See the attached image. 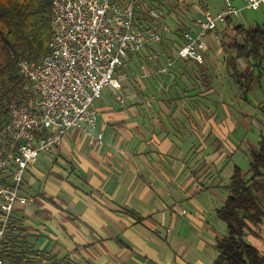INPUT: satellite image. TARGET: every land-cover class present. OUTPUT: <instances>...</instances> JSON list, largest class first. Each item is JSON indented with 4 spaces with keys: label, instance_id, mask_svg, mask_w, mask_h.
Wrapping results in <instances>:
<instances>
[{
    "label": "crops",
    "instance_id": "0c3cea01",
    "mask_svg": "<svg viewBox=\"0 0 264 264\" xmlns=\"http://www.w3.org/2000/svg\"><path fill=\"white\" fill-rule=\"evenodd\" d=\"M195 8L197 18L202 9ZM150 10L141 5V24L148 25ZM210 35L203 40V65L177 59L181 41L174 52H160L158 45L129 56L120 75L125 105L111 88L93 105L103 145L75 129L54 155L41 152L29 166L21 190L28 203L16 207L11 225L27 231V244L41 257L32 262L213 264L220 238L205 215L219 208L215 199L226 200L222 168L235 167L239 154L250 164V153L264 138V85L257 78L245 102L228 76L222 50L215 58L224 57L222 79L229 88L216 92L208 73L214 55L207 45ZM250 63L239 59V69L263 74ZM260 234L264 238V225ZM251 241L264 250L262 240Z\"/></svg>",
    "mask_w": 264,
    "mask_h": 264
},
{
    "label": "built area",
    "instance_id": "2783aa9c",
    "mask_svg": "<svg viewBox=\"0 0 264 264\" xmlns=\"http://www.w3.org/2000/svg\"><path fill=\"white\" fill-rule=\"evenodd\" d=\"M242 1L243 6L237 7L234 0H223L217 14L206 6L194 21L197 31H183L177 59L203 65V40L209 33L226 24L227 17L264 5V0ZM149 15L160 17L153 10ZM138 19L136 0H52L49 53L36 63H18L34 100L9 107V137L0 136V264H8L3 252L13 213L28 203L21 196L26 170L41 152L54 155L75 129L103 145L95 101L111 88L124 106L120 75L127 59L162 43L161 33Z\"/></svg>",
    "mask_w": 264,
    "mask_h": 264
},
{
    "label": "trees",
    "instance_id": "16d2710c",
    "mask_svg": "<svg viewBox=\"0 0 264 264\" xmlns=\"http://www.w3.org/2000/svg\"><path fill=\"white\" fill-rule=\"evenodd\" d=\"M51 17L52 0H0V136L5 139L9 137V107L34 100V95L26 90L28 82L20 74L18 63L21 60L36 63L49 53ZM231 22L232 18L227 17L228 26H232ZM232 27L236 39L230 44L221 43L228 51L224 63L228 76L247 102L255 80L263 74L256 77L252 72H242L238 60H255L258 63L254 68L259 67V60L264 58V26ZM249 163L247 173L234 167L225 189L226 200L217 210L228 233L217 240L213 264H264V250L251 241L255 238L264 243L260 234L264 225V138L258 150L250 153ZM16 232L11 225L3 257L8 264H35L29 256L38 252Z\"/></svg>",
    "mask_w": 264,
    "mask_h": 264
},
{
    "label": "rangeland",
    "instance_id": "374dc122",
    "mask_svg": "<svg viewBox=\"0 0 264 264\" xmlns=\"http://www.w3.org/2000/svg\"><path fill=\"white\" fill-rule=\"evenodd\" d=\"M164 1L165 0H136V6L138 8V18H139L140 23H141V5L142 6L144 5L145 9H148V10L152 9L153 11L160 14L159 19H157V20L153 19L152 21H151L152 18L150 19L147 16L148 25H150L151 27H154L155 25L159 24V27L163 28V30H161V35H162L163 41L160 44V46H158V49H157L160 52H164V51L174 52L173 51L174 50V44L175 45L178 44V41H181V44H179L178 46L177 45L175 46L176 51H177V47L183 46L184 41L182 38V36H183L182 32L185 29H188L191 24H194V21L196 19L194 17L195 14H193L194 11H196L195 6L197 8H201L202 11L206 8V6H209L210 11L212 13H216L215 10H218V6H220L219 3L221 2V0H168V1H171L174 4H176L175 8L169 7V9H168L166 7V5L163 6ZM238 1H239L238 3H236V1H235V5L237 7H242V5H243L242 1L241 0H238ZM141 3H143V4H141ZM162 8L165 9L164 12L162 11ZM144 15L146 16L147 14H144ZM231 18H232V22H231L232 26L243 25L246 28H252L255 26H264V5L259 10L243 11L238 16H233ZM182 24H184L185 27H187V28L184 29L183 27H181ZM221 25L218 27V29H220ZM181 28H183V29H181ZM212 34L213 35L209 36L207 45H208L209 52L214 53V55L212 54V56H211L212 59L209 60V71H208V73L211 74L210 80L216 84L215 90L217 92V91L221 90L222 86L224 88L228 87V83H226V81H224L222 79L223 74L226 76V73L224 71L225 69L223 66V61H222V59L224 57L220 58V59H218L217 57L215 58V54L217 51L221 52L223 50L225 53H227L228 51H226V49H225V47H223V45L218 43V40L222 39V40L226 41V44H230L236 38H235L234 28L231 26H227L225 31L224 30H219V31L217 30ZM168 37H170V39H168ZM173 37H175V38H173ZM182 42H183V44H182ZM243 61L247 62L248 63L247 65H251V63L249 64L250 61H246V60H243ZM252 63L256 64L258 62L253 60ZM150 67L152 69H155L157 67V65L154 66L152 64V65H150ZM191 67L187 66V68H191ZM244 68H246V67L243 66L242 69H244ZM256 69L260 70L263 73L261 83H262V85H264V58H261L259 60V67H256ZM189 79H190V82H191V79H194L193 73L190 75ZM231 92H233V90H231ZM234 161H235L234 163L236 164V166H238L244 172L249 170L250 167H249L248 161L244 158V156L242 154H239L236 158H234ZM233 168H234V166H232V164L229 163L227 167H223L222 170L219 172L220 177L223 180V183L225 186H227L229 184L230 176L232 175L231 172H232ZM222 191L225 192L224 188L222 189ZM224 194H226V193H224ZM215 200H216L215 205H217V207L219 206V208H221L224 205L222 200H218V199H215ZM218 202H220V203H218ZM218 209L215 210V214L212 213V216L209 217L208 215H205V217L207 218V220H209L210 224L214 226L215 231L218 232V234H219L218 237L221 238V237H224L227 235L228 230H227L226 224L222 220H220V218L217 216V210ZM185 211L190 213L191 207L190 206L185 207ZM12 228L15 229V227H12ZM17 230H18V233L16 232L17 235H19V237L21 239H25L27 236V231L23 228H20V229L17 228ZM207 239H208V242L210 241V243H209L210 245L214 241V238H212L211 233L209 235H207ZM26 252L29 253L28 250ZM209 253L213 256H215V254H216L214 252V250H213V252H209ZM29 259L30 260H41V257L38 254H36L34 256H29Z\"/></svg>",
    "mask_w": 264,
    "mask_h": 264
}]
</instances>
